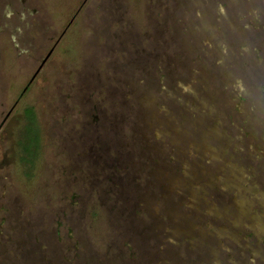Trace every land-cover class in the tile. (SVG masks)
<instances>
[{"label": "rangeland", "instance_id": "obj_1", "mask_svg": "<svg viewBox=\"0 0 264 264\" xmlns=\"http://www.w3.org/2000/svg\"><path fill=\"white\" fill-rule=\"evenodd\" d=\"M36 1L0 41V264H264V0Z\"/></svg>", "mask_w": 264, "mask_h": 264}, {"label": "flooded vegetation", "instance_id": "obj_2", "mask_svg": "<svg viewBox=\"0 0 264 264\" xmlns=\"http://www.w3.org/2000/svg\"><path fill=\"white\" fill-rule=\"evenodd\" d=\"M40 7V3L36 0H0V41L3 39V36L5 40H9L14 47L18 48L16 41L18 34L21 36V34L26 35L30 32L29 35L34 36L31 34V30H38L41 24H45L44 22H46L47 18V15L43 14ZM20 24H23V26ZM21 52L25 51L22 50ZM43 60L37 71L33 74L31 82H33L40 73L41 68L46 64V62L43 63Z\"/></svg>", "mask_w": 264, "mask_h": 264}, {"label": "trees", "instance_id": "obj_3", "mask_svg": "<svg viewBox=\"0 0 264 264\" xmlns=\"http://www.w3.org/2000/svg\"><path fill=\"white\" fill-rule=\"evenodd\" d=\"M25 115L26 122L18 140L19 159L27 169V176L32 177L42 147L41 126L33 106L25 108Z\"/></svg>", "mask_w": 264, "mask_h": 264}, {"label": "water", "instance_id": "obj_4", "mask_svg": "<svg viewBox=\"0 0 264 264\" xmlns=\"http://www.w3.org/2000/svg\"><path fill=\"white\" fill-rule=\"evenodd\" d=\"M52 51L53 50H51L50 52H49V54L44 58V60H43V63H45L46 62V60L50 57V55H51V53H52Z\"/></svg>", "mask_w": 264, "mask_h": 264}]
</instances>
